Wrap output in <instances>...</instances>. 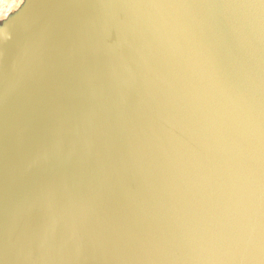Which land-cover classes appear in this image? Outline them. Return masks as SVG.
I'll use <instances>...</instances> for the list:
<instances>
[{
	"label": "water",
	"instance_id": "water-1",
	"mask_svg": "<svg viewBox=\"0 0 264 264\" xmlns=\"http://www.w3.org/2000/svg\"><path fill=\"white\" fill-rule=\"evenodd\" d=\"M237 2L4 5L0 264H264V41Z\"/></svg>",
	"mask_w": 264,
	"mask_h": 264
},
{
	"label": "snow or ice",
	"instance_id": "snow-or-ice-1",
	"mask_svg": "<svg viewBox=\"0 0 264 264\" xmlns=\"http://www.w3.org/2000/svg\"><path fill=\"white\" fill-rule=\"evenodd\" d=\"M226 6L246 10L243 15L237 16L230 23L249 32L259 30L261 40L264 41V0H239L237 3ZM21 7H23V4H21ZM14 15L10 13L5 16L3 21H0V40L7 41L13 38V31L4 29L3 25ZM262 157H264V149H262Z\"/></svg>",
	"mask_w": 264,
	"mask_h": 264
},
{
	"label": "clouds",
	"instance_id": "clouds-1",
	"mask_svg": "<svg viewBox=\"0 0 264 264\" xmlns=\"http://www.w3.org/2000/svg\"><path fill=\"white\" fill-rule=\"evenodd\" d=\"M22 2V0H0V18H2L4 14V5L8 3H15L19 5Z\"/></svg>",
	"mask_w": 264,
	"mask_h": 264
}]
</instances>
